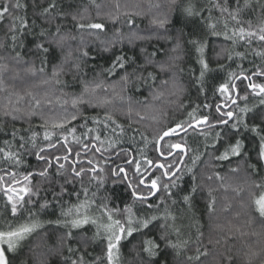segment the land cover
Wrapping results in <instances>:
<instances>
[{"label": "trees", "instance_id": "1", "mask_svg": "<svg viewBox=\"0 0 264 264\" xmlns=\"http://www.w3.org/2000/svg\"><path fill=\"white\" fill-rule=\"evenodd\" d=\"M20 2L27 7L15 15L26 17L29 27L23 35L16 34L15 44L8 31L9 20L0 23V176L4 178L0 180V231L33 223L39 226L18 242L14 252L6 253L11 264H107V234L98 222L79 228L65 224L72 217L63 213L85 201L89 204L81 213L102 219L103 214L107 216L106 207L112 220H120L126 227L127 208L134 228H139L143 219L158 217L148 228L121 241L119 264L146 260V254L140 252L141 240L152 237L164 249L155 259L167 264H261L264 218L255 210L253 200L264 193V159L259 155L264 105L246 85L264 83V76L252 75L264 72V56L258 55L264 53V42L258 36L241 39L238 29L249 30L250 22L251 30L258 31L264 23V0H249L250 7L244 6L245 0ZM117 2L120 9L113 20L110 13L117 12ZM4 3L0 0V5ZM52 3L56 7L45 15L44 9ZM237 3L239 24L229 15L236 11ZM189 6L196 15L184 11ZM159 20L165 23L161 26ZM80 23H103L105 30L80 29ZM118 35L122 40L108 47ZM61 37L67 38L58 46ZM38 43L48 47L49 53L38 50ZM66 56L65 71L54 77V69ZM117 56L128 61L129 73L136 69L127 83L121 79L124 70L108 71ZM149 57L152 63L146 65ZM201 61L207 63L206 69ZM237 77L240 95L226 110L231 100H226L219 88L224 83L235 84ZM245 92L247 100L243 99ZM244 107L250 109L246 114L240 112ZM227 111L234 113L233 119L225 116L228 123H218ZM205 116L208 121L201 129L191 128L163 141L162 155L170 154L175 144L188 149L182 168L167 180L164 173L171 175L183 154L162 158L159 139L169 129L180 125L185 130ZM241 117L237 132L232 125ZM237 140L242 143L240 155L229 152L228 159H217ZM157 165H163L164 170H154ZM73 168L85 171L76 177ZM119 168L126 170L127 179L123 173L114 175L113 170ZM44 169L47 176L41 177L38 173ZM30 173L28 184L23 177ZM11 174L20 183H15ZM148 174L137 192L147 195V184L157 178L159 192L141 202L132 195L128 181L136 187ZM164 185H169L171 196ZM9 187H31L35 193L24 196L15 214L8 199L15 193H6ZM184 196L190 200L186 202ZM97 226H101L100 236L93 239ZM162 232L173 242L187 241L184 249L179 253L165 249L159 240ZM4 247L7 249L6 244ZM197 249L207 254L199 255ZM189 256L193 260L189 261Z\"/></svg>", "mask_w": 264, "mask_h": 264}, {"label": "snow or ice", "instance_id": "2", "mask_svg": "<svg viewBox=\"0 0 264 264\" xmlns=\"http://www.w3.org/2000/svg\"><path fill=\"white\" fill-rule=\"evenodd\" d=\"M93 3H95V0H93ZM172 3L175 4L176 0H172ZM217 7H219V5H216ZM245 7H250L249 4V0H245ZM27 5L22 4L20 2V0H5V3L3 5H0V23H2L6 18L9 20V28L8 31L12 33L11 39L13 41V44H15V41L17 39V33H19L20 35L24 34V30L28 29L29 27V23L28 20L26 19V17L24 16H17L15 15V13L17 11H20L22 9H26ZM56 7L55 3H52L49 5L48 8L44 9V14L47 15L51 9H54ZM101 6L100 5H96V8L99 9ZM115 8L117 9V12L115 13H110V16L113 20L118 18V10L120 9V4L117 2L115 4ZM184 11L188 14V15H196L197 13L194 11L192 6H189L187 8L184 9ZM222 12H228L227 8H221ZM240 12V7H239V3H237V8L235 12H229V15L232 17L233 20H237V16ZM262 12H264V6H262ZM83 18V17H82ZM73 19H76V17H73ZM158 23L162 26L165 23V20H159ZM237 23L239 24L240 21L237 20ZM226 26V25H225ZM78 27L80 29H84V28H88V29H92V30H100L103 31L105 30V25L103 23H88V24H83L80 23L78 24ZM213 28L215 27V25L212 26ZM57 33H59V28H57ZM238 33L241 37V39L245 38V37H256L258 36V39L262 42H264V23H262V25L259 27L258 31H252L251 30V23L249 22V30H245L244 27H240L238 29ZM218 34V33H215ZM237 34L236 30H233V36H235ZM40 35L43 36L44 35V31L40 32ZM225 36L227 39H232V37H229L227 35V33H225ZM67 37H61L58 41V46L60 44H62L63 40L66 39ZM137 39H140L141 37H135ZM132 38H129V41L131 42ZM122 40V36H117V41H113L109 44L108 47H112L114 46V44L118 41ZM251 42V41H249ZM2 46V45H0ZM37 49L42 51L45 54L49 53V48L45 47V45L43 43H38L37 44ZM107 50V49H106ZM201 50H202V46H201ZM19 55V54H17ZM71 55V53H69V56ZM84 56H87L88 53L84 52L83 53ZM151 55H154L151 54ZM241 55V54H238ZM258 55L264 56V53H258ZM68 59L69 57H65L63 64H61L58 68L54 69L53 71V76L57 77L59 76L61 73H63L65 71L64 69V64L68 63ZM152 60L149 57L146 60V65L147 64H151ZM203 67L206 69L208 67L207 63L204 61H201ZM126 64H128V61L123 57V56H117L115 61L113 62L112 66L110 69H108L109 73H113L117 68L124 70L125 74L122 76V81L127 83L129 81V77L131 75H135L136 74V69H133L132 73H129L127 71L126 68ZM75 67L78 69L79 65L76 64ZM41 71H43V69H40ZM161 70H163V65H161ZM204 72H201V77H203ZM252 75H261L264 76V72H260V73H252ZM138 78H141L140 76H138ZM239 78V77H237ZM243 78L245 80H250L249 76H243ZM97 87H99V85H97ZM247 89L251 90V94L259 97V103L261 105H264V83H254V82H250L246 85ZM87 90V89H86ZM219 91L221 93V95L225 96L226 100H231L232 104H236L237 100L233 98V96H239V90L236 89V85L233 84H229V83H224L220 85ZM243 99L247 100L248 99V93L245 92V94L243 95ZM76 101H74L75 103ZM37 104H39V101L36 102ZM217 111H220L219 106H217ZM248 111H250V109H248L247 107L241 108L240 112L242 114H246ZM223 116H226L228 119H232L234 116V113L232 111H227L225 113H223ZM73 119H75V117H73ZM110 119V117H109ZM207 117H203L202 121H197L198 123L200 122H207ZM261 119L262 121H264V113L261 114ZM243 117H241V121H238L237 123H234L232 125V128L234 130H236L237 132H239V127L237 126L238 123L242 122ZM218 123L220 124H227L228 120L226 119H221ZM192 125L189 124V127H191ZM177 127H180V125H178ZM244 127L247 128V124H244ZM175 131L174 129H169L168 131L164 132L163 135L167 136L169 135V132ZM252 131L257 132V135H259V132L257 131L256 127L252 128ZM48 136L47 134L45 135V139H47ZM162 138V137H161ZM216 138H219V133H217ZM97 139H99V136H97ZM260 152L259 155L261 157V159H264V136L260 137ZM172 147H175L177 149L181 148L180 144H175ZM241 148H242V143L237 140L236 143L234 145H229V148L227 150H225V152L220 155L219 157H217V159H221V160H226L229 158V152L231 153V155H240L241 152ZM0 151H3V149H0ZM41 151H43V149H41ZM97 151H99V149H97ZM7 155L9 157H11V153H7ZM77 155H79V153H77ZM40 159H45L44 157H39ZM60 158L57 157V160H59ZM64 159H67V157H64ZM130 162V161H129ZM195 163V160L193 161ZM46 163H48V161L46 160ZM91 163V162H90ZM149 163H151V161H149ZM50 163H49V167H50ZM59 167L61 169H63L64 165L60 164ZM160 167H163V165H161ZM84 169L81 168L79 171H77L75 168L72 169V172L74 173V175L76 177H80L83 173H84ZM90 171H95L94 169L90 170ZM136 171L137 173H139V165L136 166ZM114 175H120V173H124V177L123 179H127V173L125 172V170L123 168H119V171H116L115 169L113 170ZM166 176L169 175L168 172L164 173ZM13 177V180L15 183H20V181L15 179V174H11ZM31 173L28 175H25L23 177L24 181L28 182V184L31 183ZM38 175H40L41 177H46L47 176V169H44L42 171H40L38 173ZM171 175H175V173H171ZM4 178L2 176H0V180H3ZM159 179V178H157ZM157 179H153L151 181V185L148 191L147 195H143L141 193H138L136 188L139 186L144 185V180L141 179L139 181V184L136 187H132V183L131 181H128V186L132 188V195L134 197H136L137 199H139L141 202H146L149 198V196H154L156 195V192L159 191V186L157 184ZM256 187H260V185H256ZM164 188L167 192L169 185H164ZM63 191V189H62ZM193 192H195V188L193 187L192 189ZM6 193H15V196H13L12 194L8 195V199L9 201L12 203V212L15 214L17 211V204L20 203L21 201L24 200V196L28 195L29 193H32V189L31 187H21L19 189L16 188H12L9 187L8 189H6ZM33 195H35V193H32ZM167 194L169 196H171V192H167ZM77 195H79L77 193ZM183 199L187 202L190 200L189 196H184ZM175 202V201H173ZM89 204L88 201H85L83 204L77 205V206H73V208H70L66 213H63L66 217H72L69 220L65 221V224L67 226H69L70 228H79L82 225L88 224L89 222H91L92 224H96V220L95 219H91L86 211L84 213H81V209H86L87 205ZM253 204L255 207V210L259 213L260 217L264 218V193L260 194L258 197H256L253 200ZM149 208H152L153 205L148 204L147 205ZM103 211L107 214L109 221H111V223L103 225L102 227L104 228L106 235V262L107 264H119V246L121 244V241L126 237V236H132L133 232H139L142 228L146 229L149 227V224L151 223V221L158 219L157 216H151L148 219H143L139 222L140 227L139 228H134L132 225L134 223V220L132 218L131 215V209L127 208L126 211L129 212V217L128 220L126 222L127 227L125 226V223H122L120 220H112V213L111 211H109L106 207L103 209ZM169 219V216L166 215L164 217L165 222H167V220ZM175 217L172 216L171 220L173 221V225L175 222ZM59 222V221H58ZM39 225L36 223H33L31 225H22L18 228H16L15 230H11V231H7V232H2L0 231V264H11L9 256L6 254L7 252H14L18 246V242L20 240H22L26 234L31 233L36 227H38ZM100 227L101 226H97V232L94 235L93 239H96L100 236ZM169 227H172V225H169ZM176 231V234L179 235V229L175 228L174 229ZM67 235L69 237H71L72 233L71 231H69L67 233ZM143 236V233H142ZM159 240L163 242L164 244V248H172L174 250H177V252L179 253V251L183 250L184 247L187 244V241H183V242H173L172 240H170L168 234L166 232H162L159 236ZM88 241L86 240L85 243H87ZM7 245V249H5L4 245ZM164 251V249L161 248V243L157 242V239L155 237L152 238H147V239H143L141 240V248H140V252L143 254H146L147 259L146 260H141L139 262V264H167V261H158L155 258L157 256L160 255V253ZM197 252L199 253V255H206L207 253H200L199 249H197ZM139 254V253H138ZM199 255H197L195 257L196 260H199ZM189 261L193 260V257L189 256L187 258ZM81 262L83 261V257L80 258ZM73 264H77L76 261L73 262ZM261 264H264V261L261 262Z\"/></svg>", "mask_w": 264, "mask_h": 264}, {"label": "water", "instance_id": "3", "mask_svg": "<svg viewBox=\"0 0 264 264\" xmlns=\"http://www.w3.org/2000/svg\"><path fill=\"white\" fill-rule=\"evenodd\" d=\"M240 80V78L239 79H237L236 80V82H235V85H236V83L238 82ZM234 99H236L237 101H238V96H235L234 97ZM234 104H230L228 107H226L225 109L226 110H228V109H230L232 106H233ZM234 117V116H233ZM233 119V118H232ZM229 120H231V119H229ZM199 121H202V120H199ZM208 121V120H207ZM205 124H207V122H200V123H198V122H195V123H193V124H191L192 126L191 127H188V128H186L185 130H182L181 129V127H175V128H173L175 131H172V132H169V135H167V136H164V135H162V138H160L159 139V141H158V151H159V153L160 154H162L161 153V150H162V143H163V141L165 140V139H167V138H170V137H175V136H177V135H180V134H183V133H185L186 131H188V130H190L191 128H195V129H199L200 128V126H202V125H205ZM222 125H225V124H222ZM177 152H182V153H184V157H183V159L181 160V162H180V164H179V166L177 167V169L175 170V175L179 172V170L182 168V165H183V163H184V161H185V158L187 157V148L185 147V146H183V145H181V148L180 149H177V148H175L174 147V152H173V154H175V153H177ZM172 154V155H173ZM171 155V156H172ZM162 156V155H161ZM171 156H169V157H171ZM163 157V156H162ZM163 158H168V156H166V157H163ZM125 170V169H124ZM125 172H126V170H125ZM175 175H171V176H166V178L167 179H171V178H173ZM158 193V191L156 192V194ZM155 196V195H154ZM154 196H149V198H151V197H154ZM136 198V197H135ZM148 198V199H149ZM139 200V199H138Z\"/></svg>", "mask_w": 264, "mask_h": 264}, {"label": "flooded vegetation", "instance_id": "4", "mask_svg": "<svg viewBox=\"0 0 264 264\" xmlns=\"http://www.w3.org/2000/svg\"><path fill=\"white\" fill-rule=\"evenodd\" d=\"M225 117V116H224ZM225 119H226V117H225ZM232 120V119H231ZM230 121V120H229ZM173 152H174V149H173V151L170 153V154H168V155H162L163 157H166V156H168V158H164V159H170V158H172L173 156H175L176 154H178V153H180V152H177V153H175V154H173ZM182 153V152H181ZM173 154V155H172ZM183 154V157H184V153H182ZM172 155V156H171ZM161 156V157H162ZM169 156H171V157H169ZM162 157V158H163ZM183 157L181 158V160L183 159ZM187 157H188V149H187ZM186 157V158H187ZM186 158H185V160H186ZM181 162V161H180ZM157 168H160V169H162V170H164V167H160L159 165H157V166H155V168H154V170L155 169H157ZM153 170V171H154ZM175 172V171H174ZM177 175V174H176ZM150 176V174H148L145 178H144V181H145V179L146 178H148ZM167 176H171V175H167ZM165 177H166V175H165ZM167 179V178H166ZM172 179V178H171ZM171 179H167V180H171ZM148 185V188H150V185H151V183L150 184H147Z\"/></svg>", "mask_w": 264, "mask_h": 264}, {"label": "rangeland", "instance_id": "5", "mask_svg": "<svg viewBox=\"0 0 264 264\" xmlns=\"http://www.w3.org/2000/svg\"><path fill=\"white\" fill-rule=\"evenodd\" d=\"M99 218H100V216H98L95 219L97 220L96 222H98L101 226L111 223V221H109V219H108V216H106L105 214H103L102 219H99Z\"/></svg>", "mask_w": 264, "mask_h": 264}, {"label": "bare ground", "instance_id": "6", "mask_svg": "<svg viewBox=\"0 0 264 264\" xmlns=\"http://www.w3.org/2000/svg\"><path fill=\"white\" fill-rule=\"evenodd\" d=\"M200 129H201V126H200ZM158 146V145H157ZM162 152V151H161ZM124 169V168H123ZM124 174V173H123ZM176 176V175H175ZM174 178V177H173ZM159 192V191H158ZM137 199V198H136Z\"/></svg>", "mask_w": 264, "mask_h": 264}]
</instances>
